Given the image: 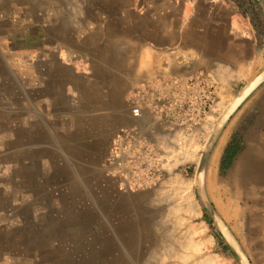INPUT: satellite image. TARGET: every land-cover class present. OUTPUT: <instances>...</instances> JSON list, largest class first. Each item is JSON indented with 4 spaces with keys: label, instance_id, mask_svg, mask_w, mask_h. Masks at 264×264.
<instances>
[{
    "label": "crops",
    "instance_id": "1",
    "mask_svg": "<svg viewBox=\"0 0 264 264\" xmlns=\"http://www.w3.org/2000/svg\"><path fill=\"white\" fill-rule=\"evenodd\" d=\"M0 3V264H63L54 234L27 226L25 212L32 217L41 183L23 179L41 173L19 170L14 162L20 153L46 160L53 145L65 141L66 127L85 118L98 115L111 126H126L131 96L157 77L201 79L219 91L222 65L230 80L247 79L235 74L237 65L264 62V0H72L63 23L49 28L39 19L22 24ZM258 100L249 105L263 108L256 130L247 133L240 120L235 125L246 148L229 173L226 197L230 189H242L246 176L264 188V104ZM141 126L157 145L160 127L149 110ZM256 207L250 244L264 235L263 195ZM231 215L225 219L233 223L236 213Z\"/></svg>",
    "mask_w": 264,
    "mask_h": 264
},
{
    "label": "rangeland",
    "instance_id": "2",
    "mask_svg": "<svg viewBox=\"0 0 264 264\" xmlns=\"http://www.w3.org/2000/svg\"><path fill=\"white\" fill-rule=\"evenodd\" d=\"M260 26L258 19L256 28L259 35ZM263 69L264 65L257 75ZM251 80L253 78L231 79L223 90L230 92L233 101ZM212 86L214 94L210 112L223 91L219 89L216 93L217 85ZM262 89L264 82L231 118L212 152L213 154L223 139L224 145L228 142L225 153L228 148L239 149L230 168L222 170L221 162L225 153L218 160L217 179L224 186L228 184L229 173L236 158L246 148L245 137L236 130L235 125L240 120L247 133L256 130L254 126L261 120L263 108H249V105L257 99V104H264V96H259ZM129 110L131 111L130 104ZM98 118V115L90 120L85 118L80 126L75 124L66 127L65 141L59 140L58 144L55 143L53 152L46 160H29L24 153H20L21 159L14 162L23 173H30V169L34 167L41 173L32 177L28 174L23 179L25 183L28 180L34 184L41 183L33 201L32 217L29 218L28 209L25 212L27 226L38 234H54L52 239L56 238L58 241H53L64 249V255L59 256L63 264H195L186 258L189 253L181 246L187 227L194 230L193 238L200 242L198 255L205 260V264H242L240 257L204 206L196 183L192 191L196 192L194 201L200 212L193 220L175 222L176 217L172 213L160 214L163 207H168V200L158 199L157 188L169 177L166 163L169 157L176 156V152L170 150L171 144L174 145L171 137L179 128L168 131L160 128L163 132L156 145L163 155L164 172L160 181L147 189H130L125 188L121 180L113 178L108 170V157L123 125L113 123L111 126L109 120ZM220 118L215 121L214 129ZM193 128L187 131V136L194 132ZM202 136L201 141L205 144L206 137ZM195 168L193 164L180 165L178 172L189 177L194 174ZM254 178L246 176L247 183L241 185L240 191L230 189V196H224L225 202L229 197L236 199V211L235 208L232 211L236 212L235 222H229L219 214L244 248L250 264H264L263 232L260 241L250 244L248 240L249 237H255L251 231L252 215L257 212V199L260 195L264 196V188H261V183H257ZM209 198L218 211L211 194ZM263 212L264 209L260 211L261 231ZM236 225L239 226L238 229ZM172 232L175 235L169 239L168 235ZM246 233L248 235H245ZM172 249L175 252L180 251L183 256L177 258L164 254L166 250L173 254Z\"/></svg>",
    "mask_w": 264,
    "mask_h": 264
},
{
    "label": "bare ground",
    "instance_id": "3",
    "mask_svg": "<svg viewBox=\"0 0 264 264\" xmlns=\"http://www.w3.org/2000/svg\"><path fill=\"white\" fill-rule=\"evenodd\" d=\"M1 1L6 2L7 9L10 7L11 9H13L14 13L16 14L17 21H20L22 24L28 23L30 20L39 19L41 21H44L47 28L53 27V22L59 19L61 20L60 24L63 23L62 19L66 17L64 12L67 10V2L70 4L72 3V0ZM56 12L60 13L59 15L61 16L59 18L55 16L54 13ZM2 19L5 21V23L8 22L6 17H3ZM257 38L260 44V35H258ZM263 65L264 62L260 64L252 62H243L237 65L235 74H237L239 77H246L247 79L253 78L254 80L258 76L257 73ZM228 69V66H221L220 79L221 83L223 84L222 90L225 85L229 84V78L232 75ZM263 71L264 69L262 70V72ZM240 79L236 78V80ZM260 81L261 79H259L254 85H252V87H254ZM216 93H218L217 88ZM231 100L232 99L230 97V92H227L225 90L221 91L219 94V101L215 104L212 112L209 113V118H207L200 124H194L187 128H179L173 133V136L171 137V142L174 143V145L171 144L170 150L172 149L174 152H176V156L174 158H168V161L166 163V169L168 170L169 177L167 180H164L157 188L158 199H160L161 201L168 200L169 203L167 202L168 207H163L161 209L160 214H162L163 212L167 214L172 213L176 217L175 222H177L178 220L179 222H187L189 220H193V218L197 216V213L200 212L196 205V201H194L196 192L194 190L192 191V188L194 187L195 183H198V173L205 157L204 151L206 150L207 145L212 140V135L215 130V121L218 120L220 116H222L224 113L226 114L227 111L231 110L232 102L234 101ZM190 128H193L192 130L194 132L191 135L187 136V131ZM159 131L163 132L161 130ZM202 135L206 137L205 144H203L201 141L203 137ZM224 142L225 139L221 141L219 147L214 151V153L210 157L206 169L202 172L201 180L204 181V190L206 191V194H208V196L209 194L212 195V198L216 203L218 212L223 215L224 218L230 220L232 217L231 212L233 211V208H235L236 211V203L235 200L229 199L227 204H224L223 195L226 196L227 188L226 186L218 182L216 174V167L220 158ZM186 164L195 165L196 168L192 176L186 177L184 173L178 172L180 165ZM187 228L188 230L185 231L183 237L185 238V240L181 244V246H183V250H186L189 253V256L187 255L186 258H189V260H192L195 264H205V260L200 255H198L200 249V242L196 241L193 238L192 234L194 230L191 227ZM195 231L198 233L197 229H195ZM174 235L175 233L173 232L169 234V239L172 238ZM164 254L168 257L175 256L177 258L183 256L180 251H174L173 254H170V252H167L166 250ZM212 264L215 263L212 262Z\"/></svg>",
    "mask_w": 264,
    "mask_h": 264
},
{
    "label": "built area",
    "instance_id": "4",
    "mask_svg": "<svg viewBox=\"0 0 264 264\" xmlns=\"http://www.w3.org/2000/svg\"><path fill=\"white\" fill-rule=\"evenodd\" d=\"M213 86L201 79L178 81L157 77L130 98L131 114L115 139L108 170L125 188L147 189L163 174L162 154L142 129L149 110L161 129L189 127L205 121L211 109Z\"/></svg>",
    "mask_w": 264,
    "mask_h": 264
},
{
    "label": "water",
    "instance_id": "5",
    "mask_svg": "<svg viewBox=\"0 0 264 264\" xmlns=\"http://www.w3.org/2000/svg\"><path fill=\"white\" fill-rule=\"evenodd\" d=\"M259 79L261 81L257 83L254 87V85ZM264 82V71L259 74L254 80L249 82L247 86L239 93V95L234 99L232 102V108L230 111H227L226 114L224 113L219 122L217 123V126L215 127L212 140L207 145L206 150L204 151V161L201 165L200 171L198 173V192L200 195V198L206 207L207 211L212 215L213 219L218 224L219 228L222 230L224 235L226 236L229 244L232 246L234 251L238 254L240 257V261L242 264H250L249 258L244 250V248L239 243L238 239L232 232V230L229 228V226L226 224V222L223 220L219 212L216 210V208L213 206L208 194H206V191L204 190V181L201 180L202 178V172L206 169L209 158L214 150V147L221 136L222 132L230 122L231 118L234 116V114L240 109V107L244 104V102L261 86V84ZM240 100V101H239Z\"/></svg>",
    "mask_w": 264,
    "mask_h": 264
},
{
    "label": "trees",
    "instance_id": "6",
    "mask_svg": "<svg viewBox=\"0 0 264 264\" xmlns=\"http://www.w3.org/2000/svg\"><path fill=\"white\" fill-rule=\"evenodd\" d=\"M239 152V149L237 147L235 148H231V149H227L223 159H222V162H221V167H222V170H225V169H228L231 167L232 165V162L235 158V156L237 155V153ZM227 246V245H226ZM225 248H227V250L229 249V247L227 246Z\"/></svg>",
    "mask_w": 264,
    "mask_h": 264
}]
</instances>
